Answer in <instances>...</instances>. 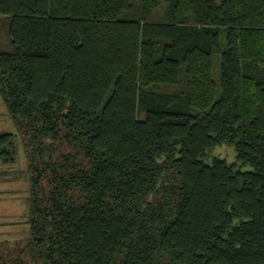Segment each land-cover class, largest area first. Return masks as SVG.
<instances>
[{
	"label": "trees",
	"instance_id": "trees-1",
	"mask_svg": "<svg viewBox=\"0 0 264 264\" xmlns=\"http://www.w3.org/2000/svg\"><path fill=\"white\" fill-rule=\"evenodd\" d=\"M0 15L19 130L0 157L16 163L22 138L30 172L28 236L0 264H264V0H0Z\"/></svg>",
	"mask_w": 264,
	"mask_h": 264
},
{
	"label": "rangeland",
	"instance_id": "rangeland-1",
	"mask_svg": "<svg viewBox=\"0 0 264 264\" xmlns=\"http://www.w3.org/2000/svg\"><path fill=\"white\" fill-rule=\"evenodd\" d=\"M10 18L0 15V51L8 50L11 46L9 34ZM18 127L7 111L3 98L0 95V133H17ZM22 138L17 140V148L20 153L17 162L4 164L0 157V244H17L25 241L27 224L25 223V200L28 196L29 175L27 152ZM213 155L226 158L229 162L237 161V152L234 146L223 144L213 151ZM208 161L211 158L207 159ZM4 170H10L7 174L11 177H3ZM6 172V171H5ZM6 241V242H5Z\"/></svg>",
	"mask_w": 264,
	"mask_h": 264
}]
</instances>
